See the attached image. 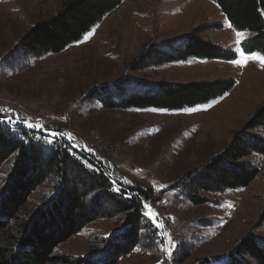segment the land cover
Returning <instances> with one entry per match:
<instances>
[{
  "label": "rangeland",
  "instance_id": "374dc122",
  "mask_svg": "<svg viewBox=\"0 0 264 264\" xmlns=\"http://www.w3.org/2000/svg\"><path fill=\"white\" fill-rule=\"evenodd\" d=\"M65 1L0 0V114L45 136H63L78 153L89 152L101 160L118 183L150 191V199L142 203L136 246L125 256L109 253L108 261L115 258L107 264L224 262L249 231L264 246V222L258 221L264 209L263 155L250 156L258 172L245 187L195 191L199 203L190 200L185 187L173 188L184 175L222 153L233 133L264 106V62L250 58L233 63L243 61L240 44L249 32L239 31L243 36L238 38L211 0H122L62 52L41 57L24 52L21 39L30 27L54 16ZM192 31L237 57H189L133 67L155 43L175 41ZM252 54L264 57L259 52L245 56ZM123 78L139 80L140 89L158 82L224 78L234 79V86L214 100L178 110L108 109L95 101L94 89ZM254 132L264 138V125ZM12 161L10 157L0 167V187ZM52 177L29 195L19 215L32 214L50 200L55 190ZM156 214L154 221L150 217ZM123 224L121 213L86 224L55 247V259L48 264H87L103 250L101 257L105 256ZM171 243L175 247L169 255Z\"/></svg>",
  "mask_w": 264,
  "mask_h": 264
},
{
  "label": "trees",
  "instance_id": "16d2710c",
  "mask_svg": "<svg viewBox=\"0 0 264 264\" xmlns=\"http://www.w3.org/2000/svg\"><path fill=\"white\" fill-rule=\"evenodd\" d=\"M122 0H66L49 19L33 24L21 39V48L31 56L57 54L81 40L95 24ZM237 31H248L241 42L245 54L264 56V0H211ZM189 57L233 60L234 51L222 49L198 37L194 31L177 40L154 44L145 56L132 63L145 68L186 60ZM94 89L95 101L108 109L156 108L178 110L214 100L234 86V79H214L187 83H154L139 88V80L123 78ZM264 125V106L258 108L243 128L233 133L225 150L204 166L184 175L173 188L186 189L187 196L199 203L195 191L220 192L247 186L258 168L252 154L264 156V138L254 132ZM61 132V131H60ZM12 157V164L0 187V264H48L57 245L79 232L86 224L112 214H124L117 239L108 244L94 261L102 264L109 253L129 254L137 244L138 226L144 217L143 202L150 191L118 183L101 160L87 152L78 153L61 135L45 136L41 130L11 122L0 114V167ZM204 168V169H202ZM51 176L55 190L50 200L32 214L19 215L29 195ZM192 182V186L188 184ZM181 185V186H180ZM177 186V187H176ZM258 221L264 222V209ZM247 256L248 260L243 256ZM95 256H90V258ZM88 258V257H87ZM111 261L106 262L112 263ZM103 259V260H102ZM204 260V259H203ZM224 262L200 264H264V246L249 231L230 251Z\"/></svg>",
  "mask_w": 264,
  "mask_h": 264
},
{
  "label": "snow or ice",
  "instance_id": "6c2138e0",
  "mask_svg": "<svg viewBox=\"0 0 264 264\" xmlns=\"http://www.w3.org/2000/svg\"><path fill=\"white\" fill-rule=\"evenodd\" d=\"M236 36L238 37V38H240V37H242L243 36V33H241V32H237L236 33ZM237 43L239 44L240 43V40L239 39H237ZM240 55H241V57H243V61H240V60H237V61H233V63H242V62H244V61H247L248 59H250V58H252V59H259V60H261L262 62H264V57H261V56H259L258 54H252V56L251 57H249V56H245V54H244V52L243 51H241L240 52ZM0 111H2V109H0ZM187 111H191V112H194V111H196V109H188ZM148 207H150L149 205H145V208H148ZM150 218H152L154 221H156V220H158V214H156L154 217H150ZM169 240L171 241V238L169 237ZM175 247V244L174 243H171V245H170V247L166 250L167 251V253L170 255L171 254V250H172V248H174Z\"/></svg>",
  "mask_w": 264,
  "mask_h": 264
}]
</instances>
